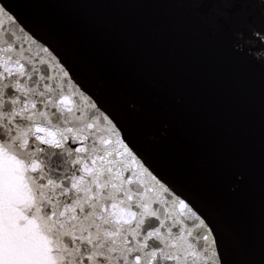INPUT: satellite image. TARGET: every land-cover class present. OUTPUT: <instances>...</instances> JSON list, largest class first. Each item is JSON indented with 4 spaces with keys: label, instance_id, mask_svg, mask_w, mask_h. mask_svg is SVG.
I'll use <instances>...</instances> for the list:
<instances>
[{
    "label": "snow or ice",
    "instance_id": "1",
    "mask_svg": "<svg viewBox=\"0 0 264 264\" xmlns=\"http://www.w3.org/2000/svg\"><path fill=\"white\" fill-rule=\"evenodd\" d=\"M0 264H264V0H0Z\"/></svg>",
    "mask_w": 264,
    "mask_h": 264
}]
</instances>
